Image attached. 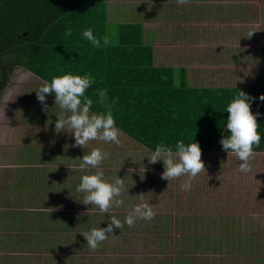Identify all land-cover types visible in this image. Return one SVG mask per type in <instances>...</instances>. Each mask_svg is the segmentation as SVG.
Segmentation results:
<instances>
[{
	"label": "crops",
	"instance_id": "obj_1",
	"mask_svg": "<svg viewBox=\"0 0 264 264\" xmlns=\"http://www.w3.org/2000/svg\"><path fill=\"white\" fill-rule=\"evenodd\" d=\"M129 1L131 11L121 9L114 19L116 13L110 10L115 0H107L109 20H132L137 16L144 24L145 36L151 39L155 64L176 69L184 66L190 85H212L192 82L188 69L192 64H179L175 62L179 61V53L169 49L158 51L155 46V16L162 20L176 16L174 20H178L183 17V5L176 0L162 1L160 6L157 4L160 0H146L144 5L141 4L144 0ZM238 1L191 0V9L200 11L203 26L210 23L226 26L230 23L225 18L228 10L246 2ZM170 5L175 10L172 8L168 15L163 8ZM199 48L194 46L191 50L202 57ZM209 51L205 56H213L214 63H236L228 50H224V55ZM45 81L31 78L26 88H22L10 78L0 97V264H264V254L258 249L264 243V219L247 218V212L242 219L231 216L234 201L229 204L219 201L203 184L193 183L190 190L182 191L180 184L185 177L162 179L163 161L149 164L147 156L153 151L117 126L119 145L92 140L85 148L73 147L74 133L55 131L61 112L55 105V94L46 95L47 112L42 111L43 105L37 100L36 89ZM12 86L15 90L9 91ZM89 88L87 96L93 94ZM93 148L110 153L100 165L104 179L112 182L119 176L128 188L121 196L124 205L113 206L108 213L77 202L82 198L76 190L80 178L97 171L94 168L81 171L79 167L83 155ZM135 148L142 152L141 157L133 155ZM214 153L202 152L205 170L209 160L215 163ZM145 165L148 172L142 170ZM152 198L164 201L153 208ZM259 200L248 201L245 210L260 209ZM141 202L153 208L152 220L138 219L131 227L125 223L122 230L114 229L95 251L89 249L80 232L107 227L111 216L123 223L132 210L130 205ZM116 237L124 239L121 246ZM247 243L253 247L248 248Z\"/></svg>",
	"mask_w": 264,
	"mask_h": 264
},
{
	"label": "trees",
	"instance_id": "obj_2",
	"mask_svg": "<svg viewBox=\"0 0 264 264\" xmlns=\"http://www.w3.org/2000/svg\"><path fill=\"white\" fill-rule=\"evenodd\" d=\"M108 14L107 0H0V97L16 66L49 83L54 76L90 74L95 78L90 110L107 111L96 95L107 89L108 102L116 99L111 108L116 126L149 150L163 143L175 151L183 140L199 143L206 153L225 151L220 140L230 135L226 107L244 91L255 97L249 101L252 113H260L261 141L253 150L264 151V101L259 99L264 94V43L249 87L190 85L186 67L154 63L151 39L136 15L112 22ZM68 28L72 35L66 37ZM85 28L97 38L107 36L109 45L93 47L82 36Z\"/></svg>",
	"mask_w": 264,
	"mask_h": 264
},
{
	"label": "clouds",
	"instance_id": "obj_3",
	"mask_svg": "<svg viewBox=\"0 0 264 264\" xmlns=\"http://www.w3.org/2000/svg\"><path fill=\"white\" fill-rule=\"evenodd\" d=\"M177 4H186L189 0H176ZM253 32H249L247 37H251ZM72 29L65 31V36H71ZM84 39L90 42L95 48L107 47L110 40L107 36L97 38L91 28L82 30ZM101 40L103 43H101ZM95 83V78L88 75H73L71 73L62 76H54L51 82L45 81L36 89L37 100L43 105L42 111L47 112L46 95L55 94V105L61 109L58 119L55 122V131L60 133L67 130L74 133L75 143L73 147L85 148L92 140L105 143L120 144L119 129L116 127L111 108L115 105L114 98L108 102L107 89H98L96 95L98 103L103 105L106 112H90L93 100L85 95L86 90ZM250 97L244 91H239L226 107L228 113L226 119V129L230 133L224 136L220 143L223 150L228 154L231 152L239 160V170L243 173L251 172L250 161L254 157V146L259 147L261 136L258 132L259 124L257 116L259 112L253 114L251 111ZM259 99L264 101V94ZM202 151L199 143L192 142L185 144L179 140L175 145V151L163 143L157 144L155 150L148 157L149 164L163 161L164 171L161 178L167 181L185 177L180 184L182 191L191 189L193 180L205 171V164L201 159ZM110 156V153L103 152L100 148H93L90 153L84 154L80 164L81 171L87 168H94V174H85L80 178L77 192L82 194V198L77 201L84 205H94L101 213H108L110 209L122 207L124 200L122 193L127 191L124 180L119 176L112 182L104 179V171L100 168L102 162ZM155 212L149 203L141 202L133 206L132 210L126 215L122 223L115 216H111L107 227H93L90 231L80 232L87 241L90 250L95 251L98 246L113 233L114 229L122 230L126 223L129 227L133 226L136 220H152Z\"/></svg>",
	"mask_w": 264,
	"mask_h": 264
},
{
	"label": "rangeland",
	"instance_id": "obj_4",
	"mask_svg": "<svg viewBox=\"0 0 264 264\" xmlns=\"http://www.w3.org/2000/svg\"><path fill=\"white\" fill-rule=\"evenodd\" d=\"M145 1L141 4L144 5L147 1L150 2L149 0ZM162 1L172 0H160L157 4L160 6L161 3H164ZM189 1L186 4H180L181 7L183 5L184 11L183 17L178 20H174L177 18L176 16H169L164 20L160 19L159 16H155L157 24L155 46H157L158 51L169 49L174 54L179 53V61L175 62L192 64L193 66L191 65L188 69L190 78L195 84H229L249 87L260 68V47L264 43V0H244L246 2L239 3L240 7L236 4L234 8L226 13V21L230 22L226 26H219L215 23L203 26L200 23L199 16H202L199 13L200 11L192 12L193 3L191 0ZM152 3L149 4L150 7L153 6ZM172 5L175 6V3H172ZM172 5L163 8V10H168V15L173 8ZM129 6V0H115V3L112 2L110 11L113 9V12L116 13V15L113 14L114 19H117L121 14V9L131 11ZM150 7H147L146 10H150ZM249 11H252V13ZM173 13L176 15V12ZM252 31H254L253 35L250 38L247 37V34ZM194 46L201 47L199 51L203 53L202 57H199L197 53H192L191 49ZM209 50L212 54L218 55H224V50H228L235 54L233 60L236 63L232 65H229L227 61L214 63L212 61L213 56H205L210 53ZM10 78L13 79L14 85L26 88L29 79L39 77L21 66H16ZM13 89L15 90V86H12L9 91ZM133 152L136 158L142 156L139 148H135ZM211 152H215L213 155L216 159L215 163L209 160L207 170L201 172L192 184H203L211 192L213 191V194L223 203L229 204L234 201L235 207H231V213H229L231 216L242 219L243 213L247 212V218L257 217L263 220L264 151H254V157L250 161L251 172L248 173L239 170L240 162L235 154L231 152L228 154L226 151L222 152V150L216 148L211 149ZM136 162L138 163L139 160H136ZM142 170L148 172V165H145ZM255 199H260L259 201L262 204L260 209H248L246 211L245 206L248 207V201ZM151 201L153 203L151 204L152 207L155 208V205L164 201V199L153 200L152 198ZM240 202H243V204L238 205ZM131 206H134V204H131ZM226 216L230 217L228 214ZM116 239L121 241L118 242L121 246L124 239L119 237H116ZM247 244L248 248L253 247L250 243ZM132 246L134 245H130V248ZM259 246L258 249L261 248L260 251L264 254V243L259 244Z\"/></svg>",
	"mask_w": 264,
	"mask_h": 264
}]
</instances>
